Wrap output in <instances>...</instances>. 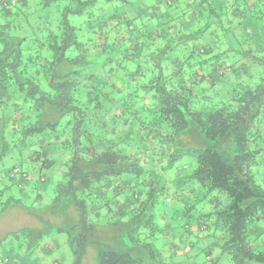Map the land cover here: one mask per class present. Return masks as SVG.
<instances>
[{
    "label": "trees",
    "instance_id": "trees-1",
    "mask_svg": "<svg viewBox=\"0 0 264 264\" xmlns=\"http://www.w3.org/2000/svg\"><path fill=\"white\" fill-rule=\"evenodd\" d=\"M63 1L0 0V217L39 223L5 238L174 264L153 241L178 205L188 249L264 264V0Z\"/></svg>",
    "mask_w": 264,
    "mask_h": 264
},
{
    "label": "rangeland",
    "instance_id": "rangeland-1",
    "mask_svg": "<svg viewBox=\"0 0 264 264\" xmlns=\"http://www.w3.org/2000/svg\"><path fill=\"white\" fill-rule=\"evenodd\" d=\"M67 0L62 2L63 5L67 4ZM178 205L170 206L169 210H172V215L164 217L162 216L157 220L159 233H157L156 239L153 241L155 248L160 252L163 261L174 264H210L204 257V243H207L208 235L203 238H198V243L194 244L191 249H188V242L192 239L187 237L185 230V220L182 216L178 217L179 213H174ZM168 211V209H167ZM167 214V212H166ZM170 222V226H166ZM23 226H39L38 221L32 216L25 213L23 210L11 209L0 217V255L3 258H9L14 264H22L23 259L28 264H53L55 258L58 264H72L73 255L69 248L66 234L57 233L55 231V225L47 229L44 227V242L54 243L51 246L55 247L53 253L44 255L41 258L34 256H25L15 248L13 242L5 238V236L11 231ZM183 235V237H182ZM190 237V236H189ZM190 239V240H189ZM181 244H180V243ZM173 251H176L174 253ZM95 252L96 250L88 247L87 253L84 257V264H95ZM218 250L213 251V258H216ZM220 260H222L220 258ZM184 262V263H183Z\"/></svg>",
    "mask_w": 264,
    "mask_h": 264
}]
</instances>
